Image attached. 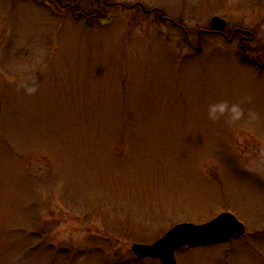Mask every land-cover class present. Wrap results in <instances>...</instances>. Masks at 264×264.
I'll list each match as a JSON object with an SVG mask.
<instances>
[{
	"label": "rangeland",
	"instance_id": "rangeland-1",
	"mask_svg": "<svg viewBox=\"0 0 264 264\" xmlns=\"http://www.w3.org/2000/svg\"><path fill=\"white\" fill-rule=\"evenodd\" d=\"M109 1L0 0V264H161L132 245L224 211L246 234L178 264H264V0Z\"/></svg>",
	"mask_w": 264,
	"mask_h": 264
},
{
	"label": "water",
	"instance_id": "water-1",
	"mask_svg": "<svg viewBox=\"0 0 264 264\" xmlns=\"http://www.w3.org/2000/svg\"><path fill=\"white\" fill-rule=\"evenodd\" d=\"M226 25L227 21L219 16H214L210 22L211 28L217 32L223 31ZM245 233L246 225L232 212L224 211L204 223L176 224L153 243L133 244L132 251L139 258H157L162 264H178L175 254L182 247L223 243Z\"/></svg>",
	"mask_w": 264,
	"mask_h": 264
},
{
	"label": "flooded vegetation",
	"instance_id": "flooded-vegetation-1",
	"mask_svg": "<svg viewBox=\"0 0 264 264\" xmlns=\"http://www.w3.org/2000/svg\"><path fill=\"white\" fill-rule=\"evenodd\" d=\"M43 1H45V0H43ZM95 2L96 3H94L90 7V11L89 12L83 11V10H79L78 9V5H76L77 3L74 2L73 0H55L54 7L56 9H58L59 11H61V12L70 11L72 13V15L76 19L85 18L87 20V22L90 25H92L95 20H98V19L104 20L106 17H108V8L110 7V5L113 4L109 0H95ZM203 32H211V31L200 30L199 38H198L199 45L202 42L201 41V34H203ZM247 34L248 35L244 34V30L242 28H238L237 27V28H234V30L232 32V36L230 38H228V39L232 41L236 37H238L240 42L245 47V42L251 41L253 39V37H254V36H252L250 34V32H247ZM249 34H250V36H249ZM220 35H222L225 38H227V34L225 32H222ZM188 45L190 47H194L193 43H191V42H188ZM197 48H198V46L196 47V49ZM244 50H245V48H244ZM255 55L256 54H252V53H249V52L247 53L246 52L244 54L243 58H244V60H246L247 62H250L251 64H253L256 67L264 68V49L261 52L258 53L256 58H255Z\"/></svg>",
	"mask_w": 264,
	"mask_h": 264
},
{
	"label": "clouds",
	"instance_id": "clouds-1",
	"mask_svg": "<svg viewBox=\"0 0 264 264\" xmlns=\"http://www.w3.org/2000/svg\"><path fill=\"white\" fill-rule=\"evenodd\" d=\"M231 113L233 119L239 118L242 114V110L239 104H229L227 100L219 103H212L208 108V115L211 119H219L221 116H225Z\"/></svg>",
	"mask_w": 264,
	"mask_h": 264
},
{
	"label": "trees",
	"instance_id": "trees-1",
	"mask_svg": "<svg viewBox=\"0 0 264 264\" xmlns=\"http://www.w3.org/2000/svg\"><path fill=\"white\" fill-rule=\"evenodd\" d=\"M47 3H49L51 6L53 5L54 6V4H55V0H45ZM94 3H96V2H94ZM93 3V4H94ZM78 9L79 10H81L79 7H78ZM180 28H181V25H178ZM238 34V33H237ZM244 34L245 35H247V32L246 31H244ZM204 35H213V33L212 32H206Z\"/></svg>",
	"mask_w": 264,
	"mask_h": 264
}]
</instances>
